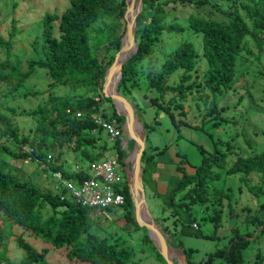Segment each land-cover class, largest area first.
Instances as JSON below:
<instances>
[{"label":"rangeland","instance_id":"rangeland-1","mask_svg":"<svg viewBox=\"0 0 264 264\" xmlns=\"http://www.w3.org/2000/svg\"><path fill=\"white\" fill-rule=\"evenodd\" d=\"M244 1L250 4L258 2L261 8L264 7V0ZM128 2L130 3V0ZM68 5L67 0H0V36L7 39L8 33L13 27L16 31L12 52L18 58L17 60L10 59L11 65H17L23 72L28 70L27 62L36 58L30 43L34 37L40 36L41 17L46 12H56L59 17ZM221 9L238 11L245 18L248 26H252V19L248 17L242 7H239L236 1L203 0L198 2L197 7H193L196 13L209 11L210 15L222 19L219 12ZM190 10L191 8L188 7L175 8V19H178L183 26L182 31L161 34L155 40L151 54L137 62L136 79L132 83H125V85H120V80L117 82L118 93L126 99L131 110L133 109L132 127H126L127 123L124 118L121 123L122 134L117 138L110 137L99 128L90 132L85 131L83 135L76 136L71 142L55 138L53 150L50 152V162L70 170L77 162L85 165L87 162L84 159L88 157L97 159L96 156L99 153L103 154L100 159L117 155L115 146L117 142L125 153L123 163L126 164L127 158H129V170L132 171L133 152L137 150V147L130 129L133 130L134 120H137L140 134L142 135L143 130L144 135L141 157L143 159L147 154H152L153 159L158 161L157 167L160 168V171L153 177L157 182V190L161 193L168 187H173L177 177L181 175L176 170V163L184 158L181 157V154L185 156L187 172L192 173L195 166L202 162L204 155L208 156L220 150L225 153L227 159L225 168L217 169L221 173V179L207 186L208 194L205 202H192L194 223L204 235L208 234V238L181 235L180 222L175 220L168 209L162 210L160 198L143 184L144 208L153 220L159 234L161 233L164 237L163 241L160 234L162 241L160 243L164 247L178 250L179 256L174 252L168 254L172 257L174 264H186L187 260L182 248L177 247V243H181L186 248L195 249L191 258L201 261L216 251L215 245L218 244L216 242L229 238L233 229H238L244 235L243 238H246L242 242L244 244L242 250L244 264H264V186L261 188L262 192L259 196L252 195L239 181L242 173L235 175L226 173L236 156L244 157L251 153L264 151V32L251 30L247 34L237 59L236 77L238 82L234 83L230 89L223 90L222 94L214 95L211 90L203 87V74L207 65L201 55V34L192 31L186 20ZM130 12L129 8L125 18L123 12V17L98 21L92 28L93 36L99 29L100 33L111 32L116 38L121 36L118 50L115 49L114 41H112L106 43L105 49L99 53V58L103 59L105 64L113 55L107 69L121 58V56L117 58V54L120 51ZM170 18L168 17L166 20L168 21ZM58 23L59 20L53 23L55 37L59 36ZM182 41H191L198 51L194 70L190 72L191 77L182 85L183 87L189 86L190 89L184 87L183 96L171 91L158 92L151 87L150 76L160 68L168 53ZM132 44L133 40L130 39L129 51L132 49ZM4 58L5 50L0 47V61ZM181 74L182 70H176L168 77L167 84L178 85ZM18 81L19 77L15 72H11L9 69L0 71V112L9 118L11 127L17 131L16 136L9 132L0 133V143L12 151L29 150V144L25 140H31L37 128V122L29 114L31 109L40 104L54 105V101L51 103L49 101L51 98L58 103L65 102L72 106H75L78 101H85L90 97L95 100H98L100 95L103 98H109L103 91L105 82L106 91H110V88L116 85L115 81L107 83L105 71L102 80H99L101 90L98 89V86L95 87L87 82L72 88L68 84L55 83L46 75L45 70L40 68H36L26 77L19 87L16 86ZM25 92L30 95L25 96ZM112 93H115V90ZM103 98L99 106L102 115L105 117L111 115L113 109L117 113L113 101L111 99L103 100ZM158 106L168 108L173 114V121L163 109L157 110ZM120 109H124V106L121 105ZM51 116H54V113H51ZM121 116L123 115L121 114ZM46 128L51 132L54 129H59L51 124ZM77 141L83 143L81 148L76 147ZM2 158L7 160L8 169L17 173L21 178L32 181L41 191L49 192L52 195L67 196L56 176L57 172L48 169L46 163L39 162L35 158L14 160L8 154H3ZM131 171H128V175H126V179L130 178L128 192L131 187L130 176L135 179V173ZM250 180L252 184H260L258 175L255 173L251 174ZM132 186L134 190L133 181ZM214 188L222 189L229 195V198L215 195ZM187 190L188 188L182 193ZM218 201H220V213L212 210ZM42 212L45 216L49 215L50 207H43ZM123 212V208L120 207L111 211H103L99 214L102 217L101 227H95L90 232L106 239L108 243L122 245L126 250H131L133 252L131 264H167L160 252L158 253L161 256L151 249L141 251L143 246H149L146 242V235L150 240L151 238L147 230L145 232L140 228H135L138 222L133 213L134 206L132 207L133 222L128 221ZM217 214L218 217H216ZM144 216V211H140L142 220H144ZM215 220L219 225L214 228V225L208 221L215 222ZM0 230L4 241L0 247L1 258L18 259L20 257L22 251L16 242L18 234H23L24 238L37 248L45 245L30 230L15 225L2 212H0ZM215 232L216 235H213ZM151 233L155 237L156 234L153 231ZM152 244L157 250L153 241ZM48 256L52 264H77L75 261L67 262L65 256L56 250H50ZM218 261L220 260L215 259L214 264H217Z\"/></svg>","mask_w":264,"mask_h":264},{"label":"trees","instance_id":"trees-1","mask_svg":"<svg viewBox=\"0 0 264 264\" xmlns=\"http://www.w3.org/2000/svg\"><path fill=\"white\" fill-rule=\"evenodd\" d=\"M67 1L69 5L59 17L56 12H46L41 17L40 36L34 37L30 43L36 58L27 62L26 72L19 69L17 65L10 64V59L18 58L12 52L16 36L15 27L8 33L7 39L0 36V47L5 50V58L0 61V71L9 69L15 72L19 77L17 87L21 86L24 79L36 68H40L45 70L46 75L55 83L68 84L75 88L87 82L95 87L98 86L99 90L102 89L99 80H102L113 55L105 64L103 59L99 58V53L105 49L106 43L112 41H114L113 46L118 50L121 36L116 38L111 32L100 33V29L93 36L92 28L98 21L123 17L125 1ZM199 1L203 0H142V7L136 15L137 51L123 63L120 85L132 83L136 79L137 62L151 54L152 46L161 34L182 31L183 26L178 19H175V8L178 7L191 8L186 19L187 23L192 31L201 34V55L207 65L203 74V87L216 95L222 94L223 90L230 89L234 83L238 82L236 65L243 41L251 30L264 32V7L261 8L258 2L250 4L244 0H227L228 2L236 1L239 7L247 12L248 17L252 19V26H248L245 18L235 10L221 9L219 12L222 19L210 15L209 11L194 12L193 7H197ZM137 2L139 6L140 1L137 0ZM168 17L171 18L167 21ZM57 20H59V36L55 37L53 23ZM132 28H134L133 25ZM197 56L198 51L191 41H182L177 44L168 53L160 68L150 76L151 87L158 92L171 91L183 96L184 87L186 89L190 87L182 85L190 79V72L194 70ZM176 70H182L180 83L176 86L167 84L168 77ZM24 95H30V93L25 92ZM98 98V100L93 97L86 98L85 101H78L75 106L65 102L58 103L51 98L49 101L50 103L54 101V105L40 104L29 111L31 118L37 122V128L31 140H25L29 144V150L12 151L0 143V212L10 218L15 225L30 230L45 244L37 248L33 243L28 242L23 234H18L16 242L22 251L20 257L13 259L0 256V264H52L48 256L50 250L59 251L62 256H65L67 262L75 261L77 264H131L133 259L131 250H126L122 245L108 243L106 239L90 232L91 229L101 227L102 224V217L95 209L82 206L64 195H52L41 191L32 181L25 180L8 169L7 160L2 158L3 154L10 155L14 160L35 158L39 162L46 163L47 168L52 171H59L66 177H76L77 174L70 170L51 163L50 152L53 150L55 138L71 142L76 136L83 135L85 131L90 132L97 128L93 115L100 111V101L103 97L100 95ZM103 100H110V98L104 97ZM159 108L163 109L173 121V114L168 108L158 106L157 110ZM68 109L70 112H67ZM76 111L82 113L81 118L75 116ZM51 113H54V116H51ZM108 117L116 118L120 126L124 121V117L118 115L115 109ZM50 124L59 129L49 131L46 126ZM0 126H2L1 134L9 132L14 136L17 135V131L11 127L9 118L1 112ZM82 144L81 141H77L76 147L81 148ZM115 146L118 159L123 163L125 153L117 142ZM96 157L101 158L103 154L99 153ZM181 157L184 158L176 163V170L181 175L177 177L173 187H168L163 193L158 192L153 178L158 161L153 159L152 154H147L142 159V182L160 198L162 210L168 209L175 220L180 222L181 235L208 238V234L204 235L198 226L197 228L193 226L195 217L192 202L202 203L207 200V186L221 179V173L218 170L225 168L227 159L225 153L220 150L208 156L204 155L202 162L195 166L192 173H188L185 156L181 154ZM84 160L88 162L93 158L88 157ZM226 173L228 175L242 173L239 178L241 184L252 195L259 196L264 186V151L244 157L236 156ZM252 173L258 175L259 185L251 183ZM186 188H188L187 192L182 193ZM121 192L125 196V202L120 208H123V214L128 221L133 222V203L127 183H124ZM213 192L219 197L229 198L222 189L214 188ZM178 195H180L179 198H176ZM219 203L220 201L212 208L217 213H220ZM45 206L50 207L51 213L47 216L42 212ZM208 222L212 223L214 228L219 225L216 220ZM135 228L146 232V229L138 224ZM214 234L216 235V232ZM243 237L242 232L233 229L230 237L216 242L217 250L207 254L208 256L206 255L207 257L201 261L191 258L195 249L186 248L181 243H177V247H181L184 251L186 264H214L215 259L220 260L217 264H244L242 242L246 238ZM3 242L0 230V247ZM146 242L149 246H143L141 251L151 249L161 256L147 235Z\"/></svg>","mask_w":264,"mask_h":264},{"label":"built area","instance_id":"built-area-1","mask_svg":"<svg viewBox=\"0 0 264 264\" xmlns=\"http://www.w3.org/2000/svg\"><path fill=\"white\" fill-rule=\"evenodd\" d=\"M74 114L77 118L82 117L80 111ZM93 118L97 128H101L110 137L121 136L122 128L116 118L105 117L100 111L95 113ZM70 171L77 176L66 177L59 171L56 173L61 187L67 193L64 197L82 206L93 208L99 214L124 204L125 196L121 189L124 183H127L126 175L129 169L126 164L119 161L117 155L93 159L85 165L77 162ZM193 226L197 228L196 224Z\"/></svg>","mask_w":264,"mask_h":264},{"label":"water","instance_id":"water-1","mask_svg":"<svg viewBox=\"0 0 264 264\" xmlns=\"http://www.w3.org/2000/svg\"><path fill=\"white\" fill-rule=\"evenodd\" d=\"M125 4L126 5H125V10H124V18L126 17L127 12H128V10H129V8L131 6V4L128 2V0H125ZM141 7H142V0H140L139 6L136 8V10H135V12L133 14V27L134 28L130 27L129 25L126 26L125 34H124V36L122 38V42H121L120 51L117 54V58H118V56H121V60L118 62L117 68L115 69L116 76H115V80L114 81L116 82V85H115L116 93L115 94H106L105 93L106 82H105V85H104V88H103L105 96L109 97L113 101V103L115 104V106L117 108V113L119 115L122 114L124 116L126 123L129 122V117L127 115V112L129 110L128 102L126 101V99L124 97H122L118 93V91H117V82L121 79L123 63L126 60H128L129 57L137 51L136 42H135L136 15H137V12L141 9ZM130 39H132L134 41V48L132 49L131 52H129V48H128ZM117 58H116V60H117ZM115 64H116V61H115V63L113 65H115ZM109 69L106 70V76H107V72H108ZM120 103L124 106L125 113L120 111V109L118 107V104H120ZM130 132H131L132 136L135 138L136 147H137L135 160H134V163H133V166H132V171L129 170V172L131 171V172L135 173L136 183L138 185V191H137L136 195L133 193L132 185H131L130 190H129V195H130V198H131L133 206H134V212L133 213H134V215L137 218L138 224L141 227H144L148 231V234H149L151 240L155 243L158 252L161 253L163 259L166 260L167 264H174L172 257L166 255L162 251V247H160L158 245V242H162V241L160 240V234H159L158 229L156 228L155 224H149V223L145 222L144 220H142V218H140L139 206H140L141 203L144 205V192H143V182H142V157H141L142 149H143L142 148V145H143V138L142 137H144V135H143V130H142V135H141L140 138L138 136H136L133 133V131H131V129H130ZM126 165H127V168L129 169V166H130V159L129 158H127ZM140 165H141V167H140ZM129 179L130 178H127L128 186L130 185V182H129L130 180ZM133 194H134V196H133ZM151 221L153 222L152 219H151ZM151 231H153L156 234L157 239L152 236Z\"/></svg>","mask_w":264,"mask_h":264},{"label":"bare ground","instance_id":"bare-ground-1","mask_svg":"<svg viewBox=\"0 0 264 264\" xmlns=\"http://www.w3.org/2000/svg\"><path fill=\"white\" fill-rule=\"evenodd\" d=\"M140 1V0H139ZM140 3V2H139ZM130 4H131V6H130V9H131V12H130V15H129V17L127 18V25H129L130 27H132V25H133V14H134V12H135V10H136V8L138 7V2H137V0H130ZM129 48V47H128ZM134 48V41H133V44H132V49ZM132 49L129 51V52H131L132 51ZM128 52V53H129ZM121 60V58L118 60V61H116V64L115 65H113L109 70H108V72H107V76H106V81H107V83L109 84L110 82H112V81H114L115 80V76H116V71H115V69L117 68V64H118V62ZM112 85V84H111ZM105 89H106V86H105ZM113 90H116L115 89V86H113L112 88H110V91H106L105 90V93L106 94H115L116 93V91H115V93H112L113 92ZM122 104L120 103V104H118V107H119V109H120V106H121ZM128 107H129V110H128V112H127V115H128V117H129V122L127 123V128L128 127H132V125H131V118H132V115H133V112H132V110H131V108H130V106H129V104H128ZM120 111L121 112H124L125 113V109H120ZM133 133L136 135V136H138L139 138H140V136H141V134H140V131H139V128H138V122H137V120H134V123H133ZM135 156H136V151L135 152H133V160H132V162H134V160H135ZM131 177V185H132V181L134 182V190H133V193L136 195L137 194V191H138V185H137V183H136V178L135 179H132V176H130ZM132 189H133V186H132ZM139 209H140V211H144V221L145 222H147V223H149V224H154L152 221H151V219H150V217L148 216V214L146 213V210H145V208H144V205L141 203L140 204V207H139ZM137 220V219H136ZM152 234V233H151ZM161 234V233H160ZM153 236V235H152ZM161 236H162V234H161ZM154 238H156L157 239V237H156V235H155V237ZM164 237L162 236V239H163ZM163 241H164V239H163ZM158 245L160 246V247H162V251L166 254V255H168L169 253H171V252H174L175 253V255L177 254L178 256H179V252H178V250H176V249H174V248H172V247H164L160 242H158Z\"/></svg>","mask_w":264,"mask_h":264},{"label":"crops","instance_id":"crops-1","mask_svg":"<svg viewBox=\"0 0 264 264\" xmlns=\"http://www.w3.org/2000/svg\"><path fill=\"white\" fill-rule=\"evenodd\" d=\"M160 171V168L159 167H157V169H156V171L154 172V174L155 173H157V172H159ZM154 174H153V176H154ZM154 178V177H153ZM154 180H155V178H154ZM155 182H156V180H155ZM156 186H157V182H156ZM165 191V190H164ZM161 193H163V192H161Z\"/></svg>","mask_w":264,"mask_h":264}]
</instances>
